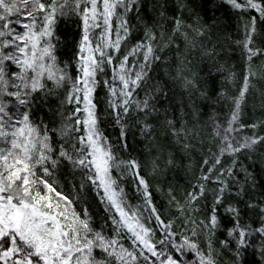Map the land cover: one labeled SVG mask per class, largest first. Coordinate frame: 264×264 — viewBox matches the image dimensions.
<instances>
[{"label": "trees", "instance_id": "1", "mask_svg": "<svg viewBox=\"0 0 264 264\" xmlns=\"http://www.w3.org/2000/svg\"><path fill=\"white\" fill-rule=\"evenodd\" d=\"M252 17L256 18L257 30L254 43L264 49V20L254 9H235L227 0H136L133 10L125 15L128 38L121 43L113 65L105 64L104 71L96 77L99 82L95 93L98 127L111 145L115 162L120 165L114 167L111 174L123 189L127 206L138 209L148 226L157 227L154 217L148 219L150 213L136 178L120 164L136 158L140 175L148 181L152 203L165 222L172 221V230L180 233L177 241L194 230L193 239L199 251L210 254L216 264H264V232L258 231L264 227V142L251 149L222 155L223 141L216 135L220 129L223 136L222 129L227 127L244 77L251 72L254 75L249 77L240 118L231 135L232 144L239 147L245 138L264 137V54L249 61L239 43L244 40L245 27ZM118 24L119 20L114 17L113 38ZM79 25V18L69 13L59 18L55 30L60 41L56 51L58 61L61 66L68 65L73 79L78 75L74 58L81 35ZM153 33L156 39L149 41L148 35ZM142 42L151 43L154 52L147 65L142 49L128 60L129 65L137 66L133 71L144 65L146 76L133 97L140 107L134 104L121 121L130 129L125 149L120 124L115 122L108 106L110 93L104 81L119 86V81L113 80V66H118L122 57ZM9 64L10 61L5 62L6 72ZM12 71H19L18 66L13 65ZM10 78L19 83L15 76ZM44 83L52 92L33 94L36 103L32 105L30 118L41 126L42 132L47 128L52 147L56 149L52 158L57 159L60 144L67 147V139L59 130L69 122L67 117L76 105L64 102L67 85L56 89L51 81ZM14 90L10 84L8 91ZM0 99L9 102L10 110L17 107L14 97L1 92ZM145 100L149 105L147 109L143 106ZM144 125L149 127L145 129ZM82 132L81 127V132L73 135L79 136ZM217 158L218 164L215 163ZM35 171L37 177L43 176L67 196L81 217L86 209L93 229H103L110 237L116 235L109 219L114 212L101 200L103 193L98 194V190L84 180V172L62 158L54 169L50 167V176L43 175L40 167ZM205 176L208 179H204ZM200 186H203V195L190 200L188 194L198 193ZM222 187V203L216 204L215 198ZM40 190L44 191L42 186ZM213 207L220 224L210 230L207 225ZM229 207L238 208L239 216L226 211ZM234 227L250 234V245L239 253L234 236H229ZM121 236L125 237L121 240L123 245L131 248L127 233ZM162 237L163 233L157 230L154 239ZM94 255L97 260L108 259L99 249ZM188 256L191 260L185 257V264H199L195 253Z\"/></svg>", "mask_w": 264, "mask_h": 264}, {"label": "snow or ice", "instance_id": "2", "mask_svg": "<svg viewBox=\"0 0 264 264\" xmlns=\"http://www.w3.org/2000/svg\"><path fill=\"white\" fill-rule=\"evenodd\" d=\"M227 3L235 9H254L264 20V0H227ZM135 5L136 0H0V91L17 102L13 111L7 106L9 102L0 99V141L4 144L0 147V264H113V261L115 264H185V257L191 260L188 253H195L199 264H216L210 254L199 251V245L193 239L196 236L194 230L177 241L180 233L172 230V221L165 222L152 203L148 181L140 175L136 158L120 164L136 178L150 213L148 219L154 217L156 228L146 224L138 209L127 206L123 189L111 174L112 169L120 165L115 162L111 145L107 144L98 127L95 93L99 82L96 77L104 71L105 64L113 65L121 43L128 38L125 15ZM69 13L79 18L81 31L74 58L78 75L74 79L68 72V65L61 66L56 55L60 42L55 35L56 25L59 18ZM114 17L119 24L113 38ZM176 23L179 28L180 22ZM256 33V18L252 17L245 27L244 40L239 42L249 61L264 54V49L257 48L254 43ZM155 39L154 33L148 35L149 41ZM141 49L147 65L154 49L151 43L142 42L124 55L118 66H113V80H118L119 86L104 81L110 93L108 106L115 122L120 124V138L125 149L128 148L130 129H126V122L122 124L121 121L134 104L140 107L133 97L146 76L144 65L133 71L137 66L129 65L128 60ZM6 61L11 62L7 72ZM13 65L18 66L19 71H12ZM251 75L254 74L248 72L244 77L227 127L222 129L223 136L220 129L216 131L223 141L222 155L251 149L264 142V137L245 138L239 147H235L231 139ZM11 76H15L19 83L13 82ZM45 80L51 81L56 89L67 85L64 102L76 105L67 117L69 122L59 130L67 139V147L60 144L57 159L52 158L56 149L52 147L47 128L42 132L41 126L30 118L32 105L36 103L33 94L52 92L46 88ZM10 84L14 91H8ZM143 106L144 109L149 107L147 100L143 101ZM81 127L82 134L74 136V133L81 132ZM148 127L144 125L145 129ZM60 158L84 172V180L91 183L98 194L103 193L101 200L114 212L109 219L115 226V236H108L103 229H93L86 209L81 217L67 196L43 176L37 177V167L43 175L50 176V167L54 169ZM219 162L217 158L215 163ZM203 192V186H200L198 193H189L188 196L195 201ZM223 193L222 187L215 198L216 204L222 203ZM226 211L234 217L240 212L236 207H229ZM219 224L213 207L207 226L211 230ZM157 230L163 233V237L155 240ZM258 231L264 232V227ZM121 233H127L131 248L123 245L121 240L125 237ZM249 235L235 227L229 231V236H234L238 253L250 245ZM97 249L108 259L97 260L94 255Z\"/></svg>", "mask_w": 264, "mask_h": 264}, {"label": "rangeland", "instance_id": "3", "mask_svg": "<svg viewBox=\"0 0 264 264\" xmlns=\"http://www.w3.org/2000/svg\"><path fill=\"white\" fill-rule=\"evenodd\" d=\"M2 91H0V93H1ZM2 146H4V144H3V142L2 141H0V147H2Z\"/></svg>", "mask_w": 264, "mask_h": 264}]
</instances>
